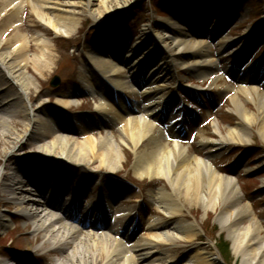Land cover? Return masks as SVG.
<instances>
[{
	"label": "bare ground",
	"instance_id": "6f19581e",
	"mask_svg": "<svg viewBox=\"0 0 264 264\" xmlns=\"http://www.w3.org/2000/svg\"><path fill=\"white\" fill-rule=\"evenodd\" d=\"M114 1L118 3L115 4ZM131 1L123 0L121 3L119 0H9L8 4L14 7L6 23L19 16L28 4L40 24L56 38L59 36L70 38L81 28L79 14H86L99 20L104 12H111L110 8L113 4L115 6L120 3L125 6ZM209 1L211 5L205 9H196L199 7V1L192 0L193 3H198L196 5H188L186 2L180 10L172 12V17H166L167 19L161 17L156 21L162 22L156 28V39L163 49L171 52L163 66L158 68L150 56L146 55V58L142 56L144 54L141 49L142 38L139 37L134 44L131 42L133 41L131 36L128 39L127 36H123V30L115 29L108 37L97 38L94 46L88 45L84 55L86 65L81 68L77 80L82 86L78 90L61 91L55 99V105L65 109L79 105L78 93L80 95L81 92L92 95L93 100L99 98L98 101H93L94 109L102 118L109 120V125H119L122 134L121 144L127 146L134 154L132 171L137 179L151 181L164 179L168 184L169 189L158 188L149 191L151 201L165 217L153 216L146 219L147 225L144 231L148 232L145 237H137L136 231L132 232L131 227L134 226L132 223L125 226L124 222L119 220V225L113 228L107 222L103 223V219L100 223L105 227L101 230L106 228L108 231H102V235L97 237L95 229L101 210L91 207L85 214V207L80 205L77 207V203H68L65 199L61 200L60 196L53 195L47 183L69 189L75 193L74 196L80 197L87 196L89 191H96L88 185L61 180L56 182L50 178L36 179L35 175L45 172V169L33 167L31 163L19 166L17 175L9 173L7 165L9 159L16 156L15 159L19 163L27 161L16 154L26 136L17 132L22 124L18 121L13 123L16 115L26 116L27 130L34 131L41 140L39 153L49 159L59 158L62 162L79 165L81 168L97 161L98 167L114 172L124 165V150L113 131L106 136L101 134L98 139L90 131L84 119L79 118V130L85 139H76L60 132L51 117L53 115L47 114L46 110L43 111L40 104L34 105L31 102V91L36 89V81L39 80L35 77L32 79L28 70L31 60L27 58L29 45L26 36L18 32L14 33L12 38L16 41V46L10 52H6L3 48V40L0 39V66L5 69L0 76L4 82V85L0 86V146H9L5 152L9 158L0 171V180L8 178V182L5 183V195L0 198V204L15 203L20 208L25 206L26 210L20 214V217L34 224L33 233H36V237L29 242V245L35 247L34 250L56 249L62 246L64 250L70 246L72 250L66 260L59 264H181L182 262H184L182 264H211L217 258L216 255L200 249L193 250L190 256L186 260L182 259L180 263L176 261L173 253V249L179 248L181 243H191L199 236V224L196 221H188L184 211L186 205H199L205 210L220 208L217 222L222 231L228 232L233 252L240 259V264H264V234L261 221L252 205L244 203V196L236 179L230 174L219 171L211 160L215 152L225 149L230 143L243 144L250 141L248 133L255 121L250 118L245 104L252 102L256 104L259 112L264 113V94L259 92L260 87L255 85L256 80H253L254 85L250 86L248 84H251V79L244 77L242 87L238 91L239 95L232 97L236 108L234 112L239 116L236 127L228 129L225 135L215 123V132L220 137L214 140L208 139L202 133V148L208 150L204 156L190 154L187 147L182 146L179 141L170 145L161 132H154L155 121L152 115L166 108L167 96H158L148 107L133 104L136 111L132 110V106L127 108L125 99L119 95V92H114V89L122 88L137 92L133 86L128 85L129 77L122 79L120 76L125 70L121 64H127L131 59L134 62L127 64L134 71L130 79L135 78L142 82L150 77H159L158 79H162L160 83H163L164 79L173 76L172 66L175 65L187 71L196 70L195 72L201 77L208 75L210 73L207 72L208 70H215L218 60L213 57V43L209 40V30L214 32L224 28L227 12L232 9L230 3L225 0ZM201 5L206 4L202 1ZM186 14H189L191 19L186 17ZM185 19L190 20L184 23ZM10 27L18 26L11 22ZM151 32L155 31L145 28L144 37ZM34 41L41 53L36 55L33 61L39 78L44 80L47 73L55 66L54 45L43 33H38ZM221 41L224 42L222 49L229 47V38H222ZM234 53L238 57L241 50ZM153 84L152 87L150 84L146 90H143L142 94L150 93L151 89H155L153 86H157L158 83ZM4 87L13 90L1 98L3 95L1 90ZM159 88L160 86L156 87ZM240 93L247 98L241 97ZM43 103H46V100H41V104ZM132 111H136V114L133 115ZM79 116L81 117L80 114ZM260 121L262 122L258 131L264 141V115ZM68 184L74 186L69 188ZM103 193L104 195L100 193L98 197H107V201L115 207L116 194L111 196L107 192ZM30 202L35 203L33 208L41 204L40 208L43 206L46 209L47 214L43 219L47 217V225H39L41 220H37L44 210L38 211L37 208L27 210L28 206H32ZM92 202L94 200L90 203ZM120 212L112 214L124 217L129 211ZM62 215L70 218H75L76 215L81 221L89 217L93 221L84 230L80 225L73 227L64 221H56ZM12 219L10 214L0 211V231L8 228ZM81 230L83 233L80 236L83 238L79 239L78 234ZM120 235L121 240H118L117 236ZM167 246L173 248L167 249L165 248ZM27 251L33 254V251ZM8 259L10 263L0 261V264H24L21 259L10 256Z\"/></svg>",
	"mask_w": 264,
	"mask_h": 264
},
{
	"label": "rangeland",
	"instance_id": "374dc122",
	"mask_svg": "<svg viewBox=\"0 0 264 264\" xmlns=\"http://www.w3.org/2000/svg\"><path fill=\"white\" fill-rule=\"evenodd\" d=\"M181 1L183 3L185 0ZM191 1L189 0L187 4L189 5ZM195 1H199L200 7H197L199 9L207 8L209 7L207 4H210L209 0ZM202 1L206 5H201ZM225 1L230 3L232 14L225 17L226 24L224 28L216 32L217 36L210 37L211 39L213 38L212 41L214 43L212 47V50H214L213 57L219 61L216 69L208 70L207 72L210 73L201 77L195 72L196 70L187 71L182 67L172 66L173 76L171 75L167 80L164 79L163 82L165 87L162 88L165 89V93L161 90H157L154 93L157 96L164 94L169 96H172V94L176 95L175 93L177 91L173 88L178 85L181 87L179 90L181 97L177 95L175 97L173 96V103L184 100L186 103H191L194 107H199V100L206 98L208 103L206 112L196 110L198 116L193 115V112H189L194 118L191 127H189V132L186 134V139L191 140L187 146L189 153L194 155L204 156L208 151L202 148V133L208 139H219L220 136L215 132V123L218 124L219 128L226 135L227 130L236 127L239 122V116L234 112L236 108L232 101L233 96L239 95L236 93L237 91L234 89V86L236 88L239 86L225 79V74L229 72L228 70L231 71L236 66L241 70L248 66V71L245 72V75L252 67H258L260 71L264 70V0ZM8 2L9 0H0V39L3 40V48L6 52H10L16 46V41L12 38L14 33L18 32L26 36L27 44L29 45L27 58L31 60L28 70L32 79L37 78L39 80L36 81V89H32L31 91V102L34 105L40 104L43 111L46 110L48 112L47 114L51 113L53 115L51 117L56 121V126L60 132L71 134V137L81 140L85 137H83V134L79 130V118L80 120H93L95 123L102 124L91 127L92 133L98 139H100L101 134L106 136L108 131H112L113 129L108 127L107 123L100 119L101 116L95 112L93 101H98V99L93 100V96L90 94L81 92L79 95L78 93V99H80L79 105L65 109L59 108L54 104L55 98L61 91H67L69 89L78 90L82 86L77 80L81 68L85 64L84 55L88 50V45L94 46L99 38L108 37L115 29L123 30V36H127L128 39L131 36L133 38L131 42L134 44L138 41L139 37L142 38L143 44L141 49H143L142 53H144L142 56L144 58H146V55L150 56L154 64L158 65L159 68V66H163L166 63V58L171 52L163 49L156 39V28L162 23L156 22L159 19L156 16L160 15L164 19L166 17L170 18L172 17V12L181 9L179 6L181 3L178 6L176 5V9H174L171 0H132L125 6L120 3L115 6L113 4V7L110 8L111 12H104L98 18L99 20H95L86 14H79L78 16L81 20L80 30L70 38L64 36L56 38L52 32L40 24L28 4L24 7L21 14L11 21L18 27L11 28V22H8V25L6 20L12 13L14 6L9 5ZM119 2L122 3L123 0H119ZM117 3L118 1L115 4ZM192 4L196 5L198 3ZM186 17L190 18L189 15H186ZM196 17L197 19L199 18L198 15ZM190 19H185L184 23ZM145 28L153 29L155 32H151L144 37ZM38 33L45 34L54 45L55 66L52 71L47 73L44 80L39 78V73L33 61L35 59L34 57L41 53L34 41ZM225 37L230 40L229 49L225 55H222V53L218 55L220 47L224 45L221 39ZM235 50H242V57L239 59V63L237 62L236 56L232 55ZM251 59L254 61L259 59L260 61L253 62ZM84 68L87 70L86 66ZM124 69L123 74L120 75L123 79H125L126 75L131 74L128 67H124ZM4 71L5 69L0 66V76H2ZM230 73L233 75L234 80H238L232 72ZM219 75L221 77L220 80L217 78ZM54 76L60 77L61 83L59 87L53 88L50 85ZM3 85L4 82L0 78V86ZM3 89L4 91H2ZM3 89L1 90L3 94L1 98H4L6 94L13 90L6 89L5 87ZM205 92L213 93L214 99L210 95L205 94ZM128 94L133 99L142 100L137 94ZM240 96L244 99L247 98L241 94ZM210 97L212 100L209 99ZM41 100H46V103L41 104ZM245 105L250 113V118L255 121L250 127V133H248L250 141L243 144L230 143L225 149L215 152L212 160L217 165L218 170L223 171V173H230L236 179L243 193L244 203H251L252 208L263 225L264 234V141L258 131L259 124L262 122L260 120L264 113L259 112L256 104L252 102H247ZM14 118L13 123L14 121H18L22 124L17 129V132L26 135L16 153L21 159H27L21 165L31 163L33 167L38 169L44 168L45 171L48 173L49 171L50 173L52 172L53 176L63 181L78 182L80 185H88L92 189L98 187L102 190H111V192L120 195L122 201L117 208L119 210L130 209L141 220L140 230L137 232V236L139 237L147 235L148 231H144L146 219L150 216L165 217L151 201L149 191L158 188L169 189L168 184H166L164 179H155L152 181L148 179H137L135 173L132 171L134 154L127 146L124 147L121 144L120 138L122 134H120L117 128L114 127L116 129L114 133L116 140L124 150V165L114 172H109L103 167H98L97 161H93L91 164L81 168L79 165L72 163H61L57 160L59 158L54 157L51 161L49 157H43L38 149L40 146L39 141L41 140L34 131L27 130L26 116L16 115ZM209 119H212V123L207 125ZM180 128L181 126L170 128V132L167 133L165 141L170 143V145L173 144L172 136ZM161 130L155 128L154 132L160 133L162 132ZM194 136L195 138L193 139ZM8 147L6 145L0 146V171L3 170L6 160L9 158V156L5 155ZM15 158L9 159L7 162L9 170L13 166L20 164ZM97 180L100 181V185L97 184ZM25 209V206L20 208L15 203L7 205L4 203L0 207V211L13 216L9 227L0 231V261L10 263L8 259L10 256L18 260L21 259L24 264H59L64 262L72 250L70 246L64 250H62L63 246L56 249L34 250L35 247L29 245L30 240L36 237V233H33V228L28 221L18 216ZM184 211L188 221H196L199 224L200 234L193 242L181 243L179 248L175 247L173 249L176 261L180 263L182 259L186 260L193 250L200 249V251L210 252L216 255L217 258L211 264L241 263L233 250L232 256L230 258L225 257L224 259L215 245V235L216 237L223 235L232 246V242L228 238V232L221 230L216 219L220 208L205 210L199 205H186ZM78 238L81 239L83 236L79 234ZM165 248L172 249L173 247L167 246ZM27 250L33 251V254L28 253Z\"/></svg>",
	"mask_w": 264,
	"mask_h": 264
},
{
	"label": "trees",
	"instance_id": "16d2710c",
	"mask_svg": "<svg viewBox=\"0 0 264 264\" xmlns=\"http://www.w3.org/2000/svg\"><path fill=\"white\" fill-rule=\"evenodd\" d=\"M215 240H216V246L219 250V252L221 253V255L223 256V258H230L231 255V249H230V243L225 240L224 236L221 235L220 237H216L215 235Z\"/></svg>",
	"mask_w": 264,
	"mask_h": 264
},
{
	"label": "water",
	"instance_id": "95a60500",
	"mask_svg": "<svg viewBox=\"0 0 264 264\" xmlns=\"http://www.w3.org/2000/svg\"><path fill=\"white\" fill-rule=\"evenodd\" d=\"M59 82H60L59 77H58V76H55V77L53 78L52 82H51V85H52V86H57V85L59 84Z\"/></svg>",
	"mask_w": 264,
	"mask_h": 264
}]
</instances>
